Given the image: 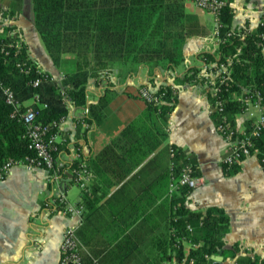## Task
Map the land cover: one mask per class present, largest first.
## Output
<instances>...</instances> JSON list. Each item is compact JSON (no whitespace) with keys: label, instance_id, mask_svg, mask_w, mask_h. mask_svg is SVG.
Here are the masks:
<instances>
[{"label":"trees","instance_id":"16d2710c","mask_svg":"<svg viewBox=\"0 0 264 264\" xmlns=\"http://www.w3.org/2000/svg\"><path fill=\"white\" fill-rule=\"evenodd\" d=\"M219 1L224 2L219 12V36L223 41L218 43L215 54L203 52L197 58L206 64L230 62V77L217 84L219 91L216 96L210 94V101L213 107L217 99L221 100L224 115L232 125H236V117L243 112V104L236 97L244 89L259 91L264 99V37L261 36L264 27H258L245 36L242 30H232L234 14L230 8L231 0ZM183 2L32 0L38 35L54 66L60 69L64 77L59 82L50 80L53 75L42 71L34 63L18 35H9L13 27H6L0 34V167L7 160L24 162L28 157H36L29 148L24 123L20 121L19 115L26 109L35 111L36 122L51 125L67 116L68 102L75 107H85L88 81L98 79L104 72L115 69L118 73H124L122 68L129 65H145L150 69L162 65L179 67L184 61L182 47L186 39L194 34L197 24L195 16L184 12ZM230 31L231 36L226 37ZM64 54L75 57L72 66L61 67ZM200 71L197 67L188 69L181 83L195 84ZM37 79L41 82L34 87L33 82ZM2 88H9L13 92L20 104L18 114L13 116L14 109L5 103ZM157 93L164 94L165 103H147L142 117L120 132L97 158L87 159L92 173L102 181L107 191L99 198L95 197L98 187L94 188L92 181L87 191H82V199L77 205L83 207L85 218L98 202L107 197L110 189L118 186L131 170L143 163L165 141V126L174 108V99L170 87H160ZM88 110L85 122H98L99 109L91 105ZM214 117L219 123L220 116L216 111ZM246 127L249 130V121H246ZM52 130L55 131V127ZM68 142L65 138L60 150H64ZM257 145H264V131ZM171 149L172 168L155 176L132 200L140 206L138 212L143 214L144 223H148L152 229H158L161 221L166 223L168 236L149 238V242L143 245L144 253L135 264H228L226 261L229 259L235 264H264L260 257L237 256V246L233 250L224 248L223 238L229 231V222L222 210H189L185 206L189 190L185 187H179L169 198L166 196L171 179L176 181L188 163L183 161L178 147L172 145ZM80 160L71 162L70 166L78 165ZM125 162L129 168H123ZM62 168H66V164ZM234 168L228 175L238 170L237 166ZM262 168L264 170V165ZM116 196L113 195L107 203L117 200ZM126 226L129 228V225ZM120 232L112 233V240L107 241L105 249L111 248L117 264H133V258L128 256L118 258L129 242V237L118 240ZM82 234L83 229L77 235L81 241ZM186 246L189 247L187 252ZM211 256H219L222 260L212 259ZM83 261L84 264H103L97 256L83 258Z\"/></svg>","mask_w":264,"mask_h":264},{"label":"crops","instance_id":"0c3cea01","mask_svg":"<svg viewBox=\"0 0 264 264\" xmlns=\"http://www.w3.org/2000/svg\"><path fill=\"white\" fill-rule=\"evenodd\" d=\"M183 7L186 14L196 17L197 24L194 34L182 47L184 61L179 67L162 65L150 69L145 65H129L122 68L124 73L115 69L104 72L98 79L88 81L85 107H75L68 102V114L59 132L69 142L58 160L69 169L71 162L82 159L80 163L87 165L91 175L88 185L91 181L95 183L94 188L98 187L95 197L99 198L107 188L92 173L87 159L97 158L120 132L142 117L147 102L140 96V89L157 93L160 87H170L174 99V108L165 126L167 137L162 145L131 170L118 186L110 189L107 197L98 202L87 218L83 215L77 228V235L83 229V240L78 237L83 258L97 256L103 264H117L116 255L110 252L111 248L105 247L107 241L112 240V233L119 231L118 240L129 237V242L118 258H133V264L144 253L143 245L149 242V238H167V224L161 221L158 229H152L144 223L143 214L138 212L140 206L132 200L155 176L172 168L173 145L181 150L183 161L189 162L195 174L204 179L201 187L189 191L185 206L193 212L208 208L222 210L229 222V231L223 238L224 248L233 250L237 246V256L260 257L264 261V170L256 157L242 161L231 175L228 172L235 168L226 170L223 166L227 144L217 130L218 123L210 101L211 90L204 81L203 63L197 58L199 53L215 54L218 49L214 35L215 17L187 0H184ZM230 8L234 14L231 29L253 32L264 11V0H231ZM6 27H13L9 35H18L27 46L30 58L42 71L58 75L60 69L54 66L36 30L32 0H0V34ZM74 61L73 55L64 54L61 67L72 66ZM193 67L201 69L199 80L193 85L181 83L183 74ZM91 105L99 109L98 122H85ZM236 125L240 128L246 126L243 114L236 117ZM77 146L79 159L76 158ZM123 168H129L127 162ZM174 182L171 179L169 183L168 198L177 191L171 190ZM73 188L78 187L70 176L52 184L46 170H28L21 165L12 167L9 174L0 179V264H58L64 231L74 222L54 213L50 202L58 192H63L68 202L79 204L82 190L78 188L77 197L72 200L69 194ZM113 195L118 197L116 202L107 203ZM188 249L186 246L185 252ZM226 263L235 264L232 259Z\"/></svg>","mask_w":264,"mask_h":264},{"label":"built area","instance_id":"2783aa9c","mask_svg":"<svg viewBox=\"0 0 264 264\" xmlns=\"http://www.w3.org/2000/svg\"><path fill=\"white\" fill-rule=\"evenodd\" d=\"M193 3L197 8L212 13L215 17V38L219 43V28L221 23L219 20L220 9L224 6V2L219 0H187ZM258 27H264V11L258 21ZM243 36L250 31L243 29ZM232 32H228L226 37L231 36ZM264 37V34L261 35ZM264 53V50H263ZM230 62L224 63H203V74L205 76V84L210 87L212 96H216L219 91L217 84H221L224 80L230 77L229 70ZM105 74V73H104ZM63 74L59 71L57 76H52L50 80L61 81ZM220 79V81H218ZM41 82L37 79L33 82V86H37ZM4 101L11 106L13 116L18 114L20 104L15 99L13 92L9 88H2ZM140 96L152 105H160L164 102L163 93H152L146 88L140 89ZM237 101L243 104L242 114L246 121L250 122V128H240L237 125H232L224 115V109L221 100L217 99L213 105L214 112L220 116V122L217 124V130L227 144V153L222 160L226 170H231L238 166L242 161L250 157H256L260 165H264V145L258 146L257 141L262 137L264 131V99L259 91H250L244 89L241 95L236 97ZM20 116V121L24 123L26 128V138L29 141V148L34 151L35 158H26L24 162H14L12 160L5 161L0 167V179H4L12 167L21 165L26 169L42 168L48 172V181L57 183L61 178L70 176L74 184L82 191H87L90 180V172L85 163L78 164L77 167L69 169L62 168V164L58 160V156L62 152L60 146L64 144V138L60 135L59 128L64 118L58 123L51 125H42L35 121V111L32 108ZM84 126L87 125L84 122ZM237 126V127H236ZM55 127V131L52 130ZM77 151L80 153V149ZM172 152V150H171ZM79 153L76 158L79 159ZM204 184V179L195 174L193 166L188 162L182 169L179 178L171 184V190L175 191L179 187H185L189 191L195 190ZM171 191V192H172ZM51 203V210L54 213L65 216L73 224L69 225L63 234L62 241L59 246V261L58 264H84L82 256V244L77 237V228L81 225L83 218V207L77 204L68 202L63 192H58L54 196ZM188 229H190L188 227ZM209 258V257H207Z\"/></svg>","mask_w":264,"mask_h":264},{"label":"rangeland","instance_id":"374dc122","mask_svg":"<svg viewBox=\"0 0 264 264\" xmlns=\"http://www.w3.org/2000/svg\"><path fill=\"white\" fill-rule=\"evenodd\" d=\"M79 192L78 188H73L71 193L69 194L70 199L74 200L77 196V193Z\"/></svg>","mask_w":264,"mask_h":264},{"label":"water","instance_id":"95a60500","mask_svg":"<svg viewBox=\"0 0 264 264\" xmlns=\"http://www.w3.org/2000/svg\"><path fill=\"white\" fill-rule=\"evenodd\" d=\"M213 258H214L215 260H218V257H216V258H215V257H213ZM218 261H221V258H220V260H218Z\"/></svg>","mask_w":264,"mask_h":264}]
</instances>
